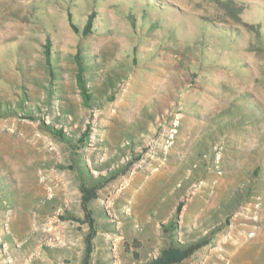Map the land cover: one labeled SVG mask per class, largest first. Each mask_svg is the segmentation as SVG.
<instances>
[{
	"label": "rangeland",
	"instance_id": "rangeland-1",
	"mask_svg": "<svg viewBox=\"0 0 264 264\" xmlns=\"http://www.w3.org/2000/svg\"><path fill=\"white\" fill-rule=\"evenodd\" d=\"M81 173L115 176L92 264H264V0H0V264H81Z\"/></svg>",
	"mask_w": 264,
	"mask_h": 264
},
{
	"label": "trees",
	"instance_id": "trees-1",
	"mask_svg": "<svg viewBox=\"0 0 264 264\" xmlns=\"http://www.w3.org/2000/svg\"><path fill=\"white\" fill-rule=\"evenodd\" d=\"M150 4V3H149ZM152 4V3H151ZM160 4H152L153 8L161 9L164 6H160ZM68 22L72 28V30L76 34L80 35H88L97 32V28L99 27L97 24V17L99 15V11L92 10L87 14V17L83 23L79 21L78 18H75L72 12H68ZM143 25H146L148 20L143 18ZM100 21H105L104 19H100ZM257 28V27H256ZM256 33H260L259 28L255 30ZM259 31V32H258ZM45 59L46 63L50 70V75L53 77L55 75L54 65H55V53L52 40L49 38L45 42ZM77 71H76V83L77 87L80 91V94L83 99V103L88 108H93L94 106V95L91 90V87L87 84L85 77V65L81 60V57L78 54L74 56ZM89 130H86L82 133L81 141H84V138L87 137ZM58 135L63 137V131L61 129L57 130ZM127 171V170H126ZM125 171V172H126ZM83 174H80V191H81V206L84 212V218L82 219L83 223L88 224V232L85 235V255L82 259L81 264H92V254L95 250V242L94 238L98 231L97 222L95 220L94 210L90 207L91 202L99 197V191L102 189L106 183H108L111 179H115V176H102L97 179L96 182H91L85 178H83ZM183 204L179 203L177 205V212H180ZM75 219V218H74ZM210 238L207 239H193L188 241L180 242L179 240L171 239L170 244L167 247L162 248L156 256H153L150 259H147L142 264H181L186 259L191 258L197 251H199L203 246L207 245L210 242ZM137 257V255H136Z\"/></svg>",
	"mask_w": 264,
	"mask_h": 264
}]
</instances>
